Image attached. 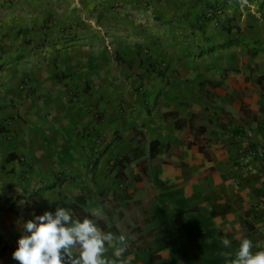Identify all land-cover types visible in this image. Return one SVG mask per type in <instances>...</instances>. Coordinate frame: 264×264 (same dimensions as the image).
<instances>
[{
    "label": "crops",
    "instance_id": "1",
    "mask_svg": "<svg viewBox=\"0 0 264 264\" xmlns=\"http://www.w3.org/2000/svg\"><path fill=\"white\" fill-rule=\"evenodd\" d=\"M85 188L127 210L110 264L263 250L264 0H0V241Z\"/></svg>",
    "mask_w": 264,
    "mask_h": 264
},
{
    "label": "clouds",
    "instance_id": "2",
    "mask_svg": "<svg viewBox=\"0 0 264 264\" xmlns=\"http://www.w3.org/2000/svg\"><path fill=\"white\" fill-rule=\"evenodd\" d=\"M52 203L51 201H49ZM19 223V222H18ZM12 259L18 264H110L108 246L115 244L114 256L120 257L127 247L124 234L103 231L88 217L77 218L72 210L57 207L23 223ZM231 248L228 238L222 239ZM227 264H264V250L253 251V241L242 238L234 253H224ZM117 264H124L118 260Z\"/></svg>",
    "mask_w": 264,
    "mask_h": 264
},
{
    "label": "trees",
    "instance_id": "3",
    "mask_svg": "<svg viewBox=\"0 0 264 264\" xmlns=\"http://www.w3.org/2000/svg\"><path fill=\"white\" fill-rule=\"evenodd\" d=\"M178 126V125H177ZM158 144H152L151 146V155L154 156L156 152V147ZM136 160V157L127 156L123 159L119 160L116 165L121 167L119 173H115V177L127 179V174L129 173V167L133 161ZM144 164V162H142ZM145 172V171H144ZM143 172V173H144ZM128 208L130 209L135 205V203L129 202ZM57 207H65L72 210L73 214L77 218L88 217L93 219L97 225L104 231L109 228L112 230H119L122 226V221L126 217L127 210H122L118 204L114 202L106 200L105 197L96 196L92 190L83 189L82 193L74 199L64 198L60 202L52 205L51 207H46L44 205L37 206L34 204L29 208L30 216L29 219L33 218V213L36 215L43 214L45 211H55ZM12 210L17 214L21 215L23 213V209L21 207L12 208ZM118 218V222L116 219ZM134 232L138 231V229L134 228ZM20 236L11 239L9 241H0V259H4L10 253L14 252L17 247V240Z\"/></svg>",
    "mask_w": 264,
    "mask_h": 264
},
{
    "label": "built area",
    "instance_id": "4",
    "mask_svg": "<svg viewBox=\"0 0 264 264\" xmlns=\"http://www.w3.org/2000/svg\"><path fill=\"white\" fill-rule=\"evenodd\" d=\"M106 43V46L108 47V48H110V43L109 42H105ZM260 154V155H263V154H261V152H259V151H255V150H250V151H248V155L249 156H254L255 154ZM263 250H264V246H263Z\"/></svg>",
    "mask_w": 264,
    "mask_h": 264
}]
</instances>
